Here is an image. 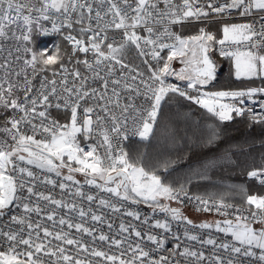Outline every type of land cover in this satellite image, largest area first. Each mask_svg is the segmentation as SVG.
Segmentation results:
<instances>
[{"label":"snow or ice","instance_id":"snow-or-ice-1","mask_svg":"<svg viewBox=\"0 0 264 264\" xmlns=\"http://www.w3.org/2000/svg\"><path fill=\"white\" fill-rule=\"evenodd\" d=\"M34 33L70 51L35 47ZM0 40L16 53L0 63V264H264V195H192L123 147L150 143L177 97L221 123L247 111L264 124V0H0ZM213 53L260 85L213 90ZM247 176L264 186V167ZM185 201L219 218L195 222ZM140 204L152 214L129 207Z\"/></svg>","mask_w":264,"mask_h":264},{"label":"trees","instance_id":"trees-1","mask_svg":"<svg viewBox=\"0 0 264 264\" xmlns=\"http://www.w3.org/2000/svg\"><path fill=\"white\" fill-rule=\"evenodd\" d=\"M199 26L186 25L183 34H195ZM219 29V21L208 24L210 31ZM216 34L220 35L219 32ZM55 39L61 43L63 54L67 49L66 43L59 35ZM216 59L220 63L213 90L260 85L259 80L236 81L230 75L229 61ZM3 119L0 116V122ZM210 131L216 133L211 140ZM123 147L134 160L143 156L146 166H156L167 182L177 186L183 183L191 193L224 196L240 204L243 203L241 189H247L250 194L264 195V186L247 176L249 170L264 167V124L254 123L245 114L221 123L198 105L177 97L164 108L150 143L130 139ZM165 161L170 163L167 172L162 168ZM209 162L214 166L205 167ZM77 177L83 179L79 174Z\"/></svg>","mask_w":264,"mask_h":264},{"label":"built area","instance_id":"built-area-1","mask_svg":"<svg viewBox=\"0 0 264 264\" xmlns=\"http://www.w3.org/2000/svg\"><path fill=\"white\" fill-rule=\"evenodd\" d=\"M213 21H217V20H209V21H206L204 23L203 26L207 27L209 23L213 22ZM50 27V25H48ZM64 31H67V29H65ZM55 36L56 35H52V36H43L44 38L46 39H49L50 42H49V45L47 47H50L52 45V43L55 41ZM60 36V35H59ZM61 37V36H60ZM62 38V37H61ZM63 39V38H62ZM64 41V40H63ZM66 43V46H67V49L70 51V46L67 44L66 41H64ZM0 47H2V51H0V63H3L4 59L8 57V52L9 50H13V56L16 55V53L14 52V47H15V41H12V40H7V41H4V40H0ZM213 55L215 56V58H220L218 53H213ZM67 61V58L65 59V62ZM22 63V61L20 62ZM135 63L139 64L140 61L139 60H136ZM73 66H76V67H79L81 73H84V66L83 65H69V68L71 70V68ZM173 67L176 68V69H179V67H181V65L178 63V62H173ZM143 70V68L141 69ZM30 71V70H29ZM0 75H2V72H0ZM40 75H44V74H40ZM50 77V76H49ZM39 79H40V76H37V79L34 81V83L38 84L39 83ZM258 100L260 99H264V97H260V98H257ZM246 107H251L254 111L256 112H260V108L258 106V103L257 104H246ZM245 115L249 117V114L248 112L246 111L245 112ZM130 139H137V138H130ZM129 139V140H130ZM126 141H124L125 143ZM124 143H123V146H124ZM59 190L57 189V192ZM92 191H95V190H92ZM190 194L192 195H197V194H194V193H191ZM100 195H105L104 193H100ZM202 196V195H200ZM204 197H209V196H204ZM85 204L87 203L86 201L84 202ZM176 206V205H174ZM129 207H132V208H136L138 211L141 212V214H144V213H148V214H152L151 213V209L147 208L145 205L143 204H140V205H130ZM184 210H189L191 211L192 213H195V214H201V215H204V216H212L214 218H219V217H215L214 216V213H205V212H197L195 210V207L193 206L192 203H189L187 201H185L184 205H183V211ZM107 210H101V212H106ZM156 216H163L162 213H156L155 214ZM108 219H110L113 224H114V227L118 228L119 226V223L121 222V220L125 221V222H128L131 220L130 217H123V216H119V215H109L108 217H106ZM7 219V217L5 218ZM13 227H16L15 225ZM103 230L105 232H107V227L106 225L103 226ZM155 231H159V230H155ZM174 231L176 232H182V229L178 228V227H174ZM133 239H135V237H133ZM173 241L169 240V242L166 244V248H171L172 245H173ZM199 247V246H197ZM165 255H169L168 252H165L164 253ZM155 255V254H154Z\"/></svg>","mask_w":264,"mask_h":264},{"label":"rangeland","instance_id":"rangeland-1","mask_svg":"<svg viewBox=\"0 0 264 264\" xmlns=\"http://www.w3.org/2000/svg\"><path fill=\"white\" fill-rule=\"evenodd\" d=\"M207 29H208V26H207ZM49 42H50L49 39L44 38L40 34H38V33H34L33 34V46L39 47V48H44V47H47L49 45ZM57 44L59 45L60 50H61V43L57 39H55V41L52 43V45L50 47H47V48H49L52 51H55V45H57ZM227 61H229V60H227ZM229 63H230V61H229ZM230 65H231V63H230ZM49 74H51V73H49ZM169 82L182 83V82H178V81L173 80L171 77H169ZM77 179L83 181V179H81L79 177H77ZM237 204H240V203H237ZM240 205H243V203H241ZM183 212H184L185 215H187L190 219H192L195 222H200V221L205 220V219H207V220L214 219V217H212V216H204V215H201V214H195V213H192L189 210H184ZM256 227H259V225H256Z\"/></svg>","mask_w":264,"mask_h":264},{"label":"crops","instance_id":"crops-1","mask_svg":"<svg viewBox=\"0 0 264 264\" xmlns=\"http://www.w3.org/2000/svg\"><path fill=\"white\" fill-rule=\"evenodd\" d=\"M212 32H213V33L219 32V34L221 35V33H220V29H219V30H213Z\"/></svg>","mask_w":264,"mask_h":264}]
</instances>
